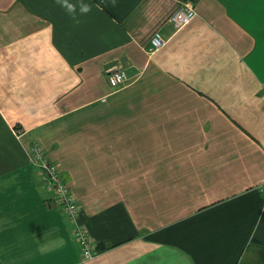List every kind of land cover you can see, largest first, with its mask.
<instances>
[{
	"label": "crops",
	"instance_id": "1",
	"mask_svg": "<svg viewBox=\"0 0 264 264\" xmlns=\"http://www.w3.org/2000/svg\"><path fill=\"white\" fill-rule=\"evenodd\" d=\"M185 1L197 15L176 28ZM69 2L0 0V263L242 264L264 250V0ZM36 142L92 257L39 184Z\"/></svg>",
	"mask_w": 264,
	"mask_h": 264
},
{
	"label": "built area",
	"instance_id": "2",
	"mask_svg": "<svg viewBox=\"0 0 264 264\" xmlns=\"http://www.w3.org/2000/svg\"><path fill=\"white\" fill-rule=\"evenodd\" d=\"M197 11L191 1L183 2L169 16V20L176 28L188 24L195 16ZM165 42L164 37L156 31L151 38L150 50L160 48ZM109 83L112 87H119L125 84L129 75L127 70L121 67H112L108 71ZM264 87V85H263ZM33 162L38 167L39 184L54 194V201L57 203L73 221V234L81 246L84 257H92L98 252L97 242L90 236L87 228L80 221L81 205L70 190L66 181L65 174L58 163L51 161L45 149L39 143H33L29 149ZM264 190V185L262 186Z\"/></svg>",
	"mask_w": 264,
	"mask_h": 264
},
{
	"label": "rangeland",
	"instance_id": "3",
	"mask_svg": "<svg viewBox=\"0 0 264 264\" xmlns=\"http://www.w3.org/2000/svg\"><path fill=\"white\" fill-rule=\"evenodd\" d=\"M246 256V262H243L244 264H264V250L261 248L251 247Z\"/></svg>",
	"mask_w": 264,
	"mask_h": 264
},
{
	"label": "clouds",
	"instance_id": "4",
	"mask_svg": "<svg viewBox=\"0 0 264 264\" xmlns=\"http://www.w3.org/2000/svg\"><path fill=\"white\" fill-rule=\"evenodd\" d=\"M58 2L61 3V5L65 7L69 13L76 12V5L69 2V0H58ZM90 10H91V5L89 3L84 2V0H80L79 11L81 13H87Z\"/></svg>",
	"mask_w": 264,
	"mask_h": 264
},
{
	"label": "trees",
	"instance_id": "5",
	"mask_svg": "<svg viewBox=\"0 0 264 264\" xmlns=\"http://www.w3.org/2000/svg\"><path fill=\"white\" fill-rule=\"evenodd\" d=\"M1 264V263H0Z\"/></svg>",
	"mask_w": 264,
	"mask_h": 264
}]
</instances>
